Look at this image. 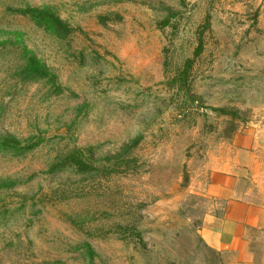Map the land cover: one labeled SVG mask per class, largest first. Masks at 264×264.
<instances>
[{
	"label": "rangeland",
	"instance_id": "374dc122",
	"mask_svg": "<svg viewBox=\"0 0 264 264\" xmlns=\"http://www.w3.org/2000/svg\"><path fill=\"white\" fill-rule=\"evenodd\" d=\"M28 7L69 38L17 13ZM24 52L54 81H22ZM242 133L247 152L232 145ZM3 139L37 146L0 152V264H236L198 234L221 161L259 210L247 242L264 264V0H0ZM70 154L95 171L48 174Z\"/></svg>",
	"mask_w": 264,
	"mask_h": 264
},
{
	"label": "crops",
	"instance_id": "0c3cea01",
	"mask_svg": "<svg viewBox=\"0 0 264 264\" xmlns=\"http://www.w3.org/2000/svg\"><path fill=\"white\" fill-rule=\"evenodd\" d=\"M232 143L237 151L247 152L252 147L247 133L235 135ZM243 182L236 166L222 161L213 163L202 188L210 207L203 215L198 234L208 249L237 257L236 264H259L247 242L249 230L259 225V210L247 197Z\"/></svg>",
	"mask_w": 264,
	"mask_h": 264
},
{
	"label": "trees",
	"instance_id": "16d2710c",
	"mask_svg": "<svg viewBox=\"0 0 264 264\" xmlns=\"http://www.w3.org/2000/svg\"><path fill=\"white\" fill-rule=\"evenodd\" d=\"M18 14L28 17L37 27L42 28L44 31L54 35L57 39L65 40L69 38L72 33V29L63 22L60 17L49 8H24L17 11ZM168 22H164L163 25H167ZM209 28L208 22L203 26V31L199 34L197 46L194 50V58H197L203 51V34ZM23 51H27L24 50ZM24 65L21 68L20 77L24 82H36V81H49L53 82L54 78L51 77L46 66L33 54L24 52L23 56ZM193 60H187L184 64L183 71L181 72V78L179 83L182 85L187 84V75L190 69H192ZM37 144L20 146L16 142L3 139L0 142V152H10L16 155H22L32 151ZM66 167L73 168L79 175H89L95 171V168L79 158L76 154H70L62 158L60 161L53 164L48 169V174L60 173L64 171ZM118 229L123 230L122 226L117 225ZM131 237L138 239V242L142 243L141 235L135 227L130 228Z\"/></svg>",
	"mask_w": 264,
	"mask_h": 264
}]
</instances>
